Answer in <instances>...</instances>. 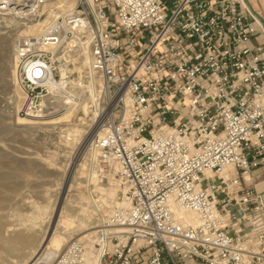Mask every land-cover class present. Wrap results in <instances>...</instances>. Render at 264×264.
Listing matches in <instances>:
<instances>
[{"label":"built area","instance_id":"1","mask_svg":"<svg viewBox=\"0 0 264 264\" xmlns=\"http://www.w3.org/2000/svg\"><path fill=\"white\" fill-rule=\"evenodd\" d=\"M69 1L16 41L19 114L41 119L50 90L83 109L87 164L120 195L90 256L71 238L47 264H264V7Z\"/></svg>","mask_w":264,"mask_h":264},{"label":"rangeland","instance_id":"2","mask_svg":"<svg viewBox=\"0 0 264 264\" xmlns=\"http://www.w3.org/2000/svg\"><path fill=\"white\" fill-rule=\"evenodd\" d=\"M63 3L62 6L66 8L70 4V1L65 0L64 2L63 0ZM252 4L257 9L264 7L261 0H252ZM48 12L46 11L38 17L39 22L46 18L45 16L48 15ZM0 24H2L0 25L1 34H6V30H13L11 28L12 25H9L11 23H8L6 26H3L1 22ZM0 36V222H5L6 224H8L7 222H21L22 218L27 216L30 210H32L31 208L34 209V206L46 205L47 209L45 213L36 219L37 223H40V225H36L37 235H39L37 248H39L55 228L59 231L63 228L65 232L69 231V229L71 230L70 224H60V227L59 225L56 227V221L60 214L63 216L68 212H72V214L73 211L76 212V209H79L78 204L80 203H83L82 206L88 205L89 202L92 203V207L88 205V209L90 208L88 210L90 218L91 220H96L95 224L99 223V217L107 206V203H102V200H104V198L102 199V195L109 199L108 194H105L102 190L106 191L115 185H108L105 181L103 183L99 182V176L87 164L85 167L78 165L82 161L85 151L90 146V137L86 135V129L82 134H75L72 137L62 136L61 140H59L58 135H62V133H57V128H52V125L55 126L59 123H36L43 120L50 121L57 119L65 122L63 121L64 115L68 111H71L72 114L70 113L67 122L72 123V121L74 122V120L81 117V122L87 124V117L83 109H79L76 112V108H65L54 118L50 117V115H44L41 119L25 117L23 120L26 123H14L15 118L18 115L20 116L19 112L23 106L22 90L19 81L17 85H10L7 79H9L8 75L12 73L10 72L13 69L11 58L12 56L14 57V46L19 37L12 36L10 39H5L3 35ZM6 44L9 46V52L7 51V53L3 52L2 49ZM16 75L18 80L17 68ZM45 104L49 106V103ZM63 151H66L65 155L60 156L63 154ZM56 152L57 156L54 155ZM24 153L37 157L33 158V160H31L32 158L26 159L25 157H21L24 156ZM86 163H88V160ZM99 187L103 189H98ZM114 189L115 192L112 197L116 199L120 193L116 186ZM100 194L102 195L100 196ZM71 199L74 204H72ZM92 200L93 202H91ZM26 201H31V207L27 206ZM95 204L96 206H94ZM90 225H93V223ZM95 229L83 230L79 234L74 235V237L81 239L88 248V246H91L93 237V233L89 234L88 231ZM3 250L5 249L0 247V261L4 264H23V262H29L30 258H36L38 255V253L34 256L29 255L24 261H21L20 259L18 260L19 257L16 255L17 258Z\"/></svg>","mask_w":264,"mask_h":264},{"label":"bare ground","instance_id":"3","mask_svg":"<svg viewBox=\"0 0 264 264\" xmlns=\"http://www.w3.org/2000/svg\"><path fill=\"white\" fill-rule=\"evenodd\" d=\"M64 2H65V0H64ZM261 2L264 6V0H261ZM62 3H63V0H0V22L3 23V26H6V25H8V23H11L9 25L10 26L12 25L11 28L13 29L11 31L6 30V34L5 33L1 34L2 32H0V35H3V38H5V39H10L12 36L17 37V38L19 37L18 40H20L22 37L27 36L28 34L38 35L39 33H41L43 31L45 25L50 21V18L57 15L60 11H62L64 9V7L62 6ZM46 11H49L48 15L45 16L46 18L43 21L41 20L39 22L38 17H40ZM0 25H2V24H0ZM2 49H3V52L7 53V51L9 50V46H7V44H6V46H4V48H2ZM11 59H12V64L11 63L10 64L13 66V69L10 70V72H12V73H10L11 75H8L9 79H7L8 81L7 80L6 81L10 82V85L11 84L17 85L19 80H17V75H16L17 59L15 57V46H14V57L12 56ZM79 62H81L82 65L86 66L88 64L87 54H85L83 57H81ZM9 76H11V77H9ZM13 91H14V89H13ZM49 93L50 94H47L46 96H44V102L49 103V106H47V104H45L46 105V109H45L46 113H44V115H50V117L54 118V117H56V115H59V113H61V111L63 109L66 108V105H65V101H64L63 97L53 96L52 90H50ZM49 99H52V100H49ZM14 105H16V104H14ZM70 113H71V111H68L64 115L63 121H65V122H62V120H60V119H57V120H50L49 119L50 121H44L43 120L42 122H36V123H39V124H55V123L58 124L59 123L58 125H55V126L52 125V128H57V130H56L57 133H62V135L61 134L58 135L59 140H61L62 136L72 137L75 134H82L84 132V130L86 129L85 127L87 124L85 122H83V123L81 122V120H82L81 117L74 120V122L72 121V123L67 122ZM23 119L24 118L22 116L18 115L15 118L14 123L15 124L26 123V122H24ZM64 142L67 143L66 140H64ZM51 152L53 153V151H51ZM65 152L66 151H63V154H61L60 156H64ZM25 154L26 153H24V156H21V157H25L26 159L32 158L31 160H33V158L37 157V156L36 157L30 156V155H28L29 153H27L26 155ZM84 154L85 155H84L82 161H80L78 163V165H80V166L82 165V167L86 166L87 160H92L95 158L96 151L92 146H89ZM54 155L57 156V152L54 153ZM25 161H27V160H25ZM87 166H88V164H87ZM87 178L89 179L88 176H87ZM84 179H85V177H84ZM114 187L109 188L106 191L103 188H100V187L98 188V189H103L102 191H104L105 194L107 193L109 196V199H108V198H106L105 194H104L105 197H103V195L100 194V196L102 195V199L104 198V200H102V203H104V204H106V203L111 204L112 203L113 200H110V198H112V196L114 195V192H115ZM116 188H117V186H116ZM70 196H72V195H70ZM68 197H67V199H68ZM99 199H101V198H99ZM71 201H72V199H71ZM28 202L26 201V204H28L27 206L31 207V205H32L31 201H28ZM91 202H93V200ZM96 203H97V201H96ZM122 203H125V202H122ZM72 204H74L73 201H72ZM82 204L81 203L78 204L79 209H76V212L73 211V214H72V212L71 213H69V212L65 213L63 216H61V214H60L57 221H56V227L58 225L60 227L61 226L60 224H70L71 230L69 229V231L67 230V232H65V231H63V228L61 231H59L55 228L52 231V233L50 234V236H48V238H46L44 240L42 245H40L41 247H39V248H37V244H38L37 242H38V236L39 235H37L36 225L38 226V225H40V223L39 222L37 223L36 219H38L40 216H42L45 213V211L47 209L46 205L34 206V209L31 208L32 210H30V212L27 216L22 218L21 222H18V223L7 222L8 224H6L5 222H0V247L5 249V250H3L4 252L6 251L8 254H10L12 256L16 255L17 257H19L18 260L20 259L21 261H24L25 258L29 255L34 256L38 253L36 258L32 257V258H30L31 260L29 262H23V264H39V263L40 264H47L49 261V258L52 255V252L54 250L63 249L65 247V245L67 244V242L71 238H75L74 235L79 234L83 230L86 231L87 229L96 228L99 225V223L98 224L94 223L96 220H91V218H90L91 216H90L89 211H88L90 208L88 209V207L90 205L92 207V203L89 202V204H88L89 206L88 205L82 206ZM98 204H99V201H98ZM98 204H97V206H98ZM94 206H96V204ZM188 218L190 220H193V218L190 215H188ZM92 223H93V225H90ZM94 231L95 230H90V231H88V233L90 234V233H93ZM91 253H92L91 252V246H88V248H86L85 254L87 256H90ZM6 263H8V262H6ZM0 264H4V263L0 261Z\"/></svg>","mask_w":264,"mask_h":264},{"label":"crops","instance_id":"4","mask_svg":"<svg viewBox=\"0 0 264 264\" xmlns=\"http://www.w3.org/2000/svg\"><path fill=\"white\" fill-rule=\"evenodd\" d=\"M251 186L255 191H264V166L251 171Z\"/></svg>","mask_w":264,"mask_h":264}]
</instances>
